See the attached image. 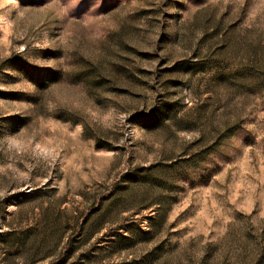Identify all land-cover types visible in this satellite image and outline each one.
<instances>
[{
  "label": "rangeland",
  "instance_id": "obj_1",
  "mask_svg": "<svg viewBox=\"0 0 264 264\" xmlns=\"http://www.w3.org/2000/svg\"><path fill=\"white\" fill-rule=\"evenodd\" d=\"M0 264H264V0H0Z\"/></svg>",
  "mask_w": 264,
  "mask_h": 264
}]
</instances>
